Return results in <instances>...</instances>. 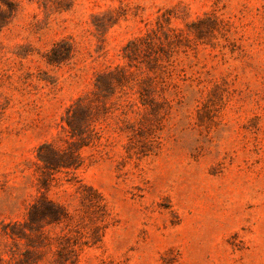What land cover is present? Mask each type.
Wrapping results in <instances>:
<instances>
[{
    "label": "rangeland",
    "instance_id": "rangeland-1",
    "mask_svg": "<svg viewBox=\"0 0 264 264\" xmlns=\"http://www.w3.org/2000/svg\"><path fill=\"white\" fill-rule=\"evenodd\" d=\"M156 28L141 91L94 109L77 168L46 166L42 143L80 146L68 108ZM43 195L102 226L77 264H264V0H0V221Z\"/></svg>",
    "mask_w": 264,
    "mask_h": 264
},
{
    "label": "trees",
    "instance_id": "trees-1",
    "mask_svg": "<svg viewBox=\"0 0 264 264\" xmlns=\"http://www.w3.org/2000/svg\"><path fill=\"white\" fill-rule=\"evenodd\" d=\"M162 23L157 25L160 29ZM199 23L192 22L191 25L196 27ZM159 32L157 28L152 29L125 46V57L139 63L134 64L136 71L118 65L100 72L96 76L93 96L80 97L68 108L65 120L72 135L80 137V141H76L80 142V146H75L73 141V146L69 143L68 148L61 150L51 142L42 143L38 148V157L46 166L77 168L81 164L78 150L86 144L85 138L90 136V124L86 120L94 109L105 105V98L122 88L134 86V83L141 91L142 75L146 71L142 63L159 60L160 57V52L153 49ZM146 49L150 52L148 57L142 55L147 53ZM98 196L101 198V195ZM56 227L60 229L53 232ZM101 228L95 223L90 234H83L64 205L43 195L29 206L23 221H0V264H77L79 250L91 239L95 241L94 232L98 233Z\"/></svg>",
    "mask_w": 264,
    "mask_h": 264
}]
</instances>
